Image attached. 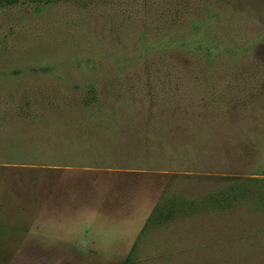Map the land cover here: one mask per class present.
<instances>
[{"label": "rangeland", "instance_id": "obj_1", "mask_svg": "<svg viewBox=\"0 0 264 264\" xmlns=\"http://www.w3.org/2000/svg\"><path fill=\"white\" fill-rule=\"evenodd\" d=\"M54 98L75 103L71 116L119 110L122 132L177 130L191 145L226 116L264 130V0H0V264H264V197L225 190L243 178L254 197L245 179L264 178L250 171L261 160L184 171L152 144L143 159L116 136L52 143L59 121L11 119ZM146 111L147 125L126 123ZM217 192L220 215L197 213Z\"/></svg>", "mask_w": 264, "mask_h": 264}, {"label": "trees", "instance_id": "obj_2", "mask_svg": "<svg viewBox=\"0 0 264 264\" xmlns=\"http://www.w3.org/2000/svg\"><path fill=\"white\" fill-rule=\"evenodd\" d=\"M13 1V0H10ZM100 91H104L103 89H98L97 86H91L88 90L90 93L89 98L96 99L100 93ZM52 93H57L53 90ZM88 95V94H87ZM99 98V97H98ZM55 101H47L44 103H41L40 106L37 109H42V111L37 112L33 111V108L30 106H36L35 104H26L27 106L24 108H19V110L14 112V117L12 115L11 119L17 120V118L24 117L27 119L25 122L29 124V120H39L41 121L45 126L49 127L50 125L55 124L56 121H59L62 125V132L58 133V129L56 131L47 132V134H51V136H48L49 141L52 143H55L57 141L58 135L59 137L65 136L66 139L73 140V139H79L81 141H84L87 143L89 141L92 144H97L101 141H104L106 139V136H116V139L114 141L122 142L121 145H130V143L141 146L143 149L140 150L141 154L143 155V159L146 158V154L149 152L150 148L148 147V144L151 146V144L156 147L155 150L157 151L156 159L163 158L166 152H170L169 155L171 159L174 161H177L175 165L180 170L184 171H191V172H205V173H225L226 170L223 169L222 165H226V162L230 161L231 159H235L236 161H242V160H252V162L256 163L258 160H261V165L264 166V130L261 128L259 131L255 130L254 128H258V126H254L255 123L252 126H246L243 127L238 124L235 125L236 122L232 120L230 116H226L224 121H218L217 126L224 125L227 127L224 129V132H217L216 130H213V132L209 133L207 137L202 136V141L197 142L194 145H191V142H196L197 140L193 137V134L190 133H179L177 130H173L170 132V130H158L156 132L151 131H143V132H129L130 130H126V132H122L121 128L119 126L121 115L119 110L116 111H110L105 115V121H103L102 117H98L95 121V119H91L88 116H84V114H81L80 117L78 116H71L67 112L75 106V103L73 104L71 101L67 103H60L57 102V99L54 98ZM89 103H86L84 105H88ZM30 105V106H29ZM55 108L56 110H51ZM80 109L81 107H76ZM51 110V111H45ZM85 109V108H81ZM104 109V108H103ZM102 109V110H103ZM112 109L115 110V106H112ZM99 112H101V107L98 109ZM105 110V109H104ZM123 110V109H122ZM126 110V109H124ZM81 112H84L82 110ZM104 112V111H103ZM175 112V110H173ZM139 114V112H137ZM143 112L142 114L138 116L131 115L129 113V118L126 121V123L129 120H133V118L139 117V119H142L143 122L140 121L142 125L148 124V116H146ZM224 119V118H222ZM195 120V119H193ZM18 121V120H17ZM21 121V120H19ZM24 121V120H22ZM129 124V123H128ZM219 124V125H218ZM169 125V124H168ZM175 127H178L181 125V121L176 124L173 123ZM191 125H196L195 122H192ZM173 126V127H174ZM231 126H233L231 128ZM55 127V126H54ZM236 127V128H235ZM261 127V126H260ZM56 128V127H55ZM74 130V131H73ZM5 138L9 136L8 133H3ZM75 136L76 138H73ZM199 137V135H198ZM27 138V137H26ZM47 139V140H48ZM25 140V138H23ZM164 143H175L177 145L170 147L167 149ZM156 144V145H155ZM163 145H165L163 147ZM169 144H167L168 146ZM154 147H152L154 149ZM138 149V148H137ZM183 161H186V164H183ZM88 166H91L90 164ZM164 167V166H163ZM172 167V166H170ZM164 169L160 166L155 167ZM232 173H241L239 168L237 170H231ZM230 171V172H231ZM253 173L255 171L261 172L264 174V168L263 169H251ZM191 179V178H189ZM215 180V179H225V178H207L206 180ZM228 180H239L236 182V184L233 186V189L225 188V186H222L225 188V190L229 191L230 194H227L228 199H231V197H228V195L236 196L234 199L235 201L232 202H238V201H247L250 199H257L260 197H264V178H246L245 181H248L252 184V189L254 193H257L254 197L253 196H247L246 192H248L246 189L249 187V185L242 186L240 181H243V178H226ZM234 179V180H233ZM214 186V185H213ZM210 186V187H213ZM261 186V189L259 187ZM208 188H203V190L200 192L204 194ZM222 188V189H224ZM240 189L239 191H237ZM220 192H217L216 194H206L204 197L205 203L206 201L212 203L214 208L203 209L200 210L199 208L196 209L197 213L204 214L206 212H218L217 214L220 215L221 208L219 206L220 202ZM231 202V203H232ZM233 203V204H234ZM231 209V208H230ZM229 210V209H228ZM237 210V209H236ZM229 214V213H228ZM251 214V213H247ZM259 216H264V214L260 213ZM255 215V214H254ZM249 234V233H248ZM254 238L253 241L257 240L259 237H255V232H251L249 234Z\"/></svg>", "mask_w": 264, "mask_h": 264}]
</instances>
